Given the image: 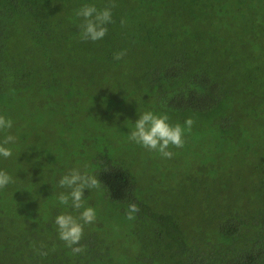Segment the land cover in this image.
<instances>
[{"label": "rangeland", "instance_id": "1", "mask_svg": "<svg viewBox=\"0 0 264 264\" xmlns=\"http://www.w3.org/2000/svg\"><path fill=\"white\" fill-rule=\"evenodd\" d=\"M229 6L230 13L219 16L221 23L209 21L204 29L193 24L191 29L208 35L207 28L211 27L215 34L214 60L228 62L235 77L249 76L254 81L244 85L246 91L229 99L225 108L212 112L209 120L202 122L194 110L188 117L182 112L180 120L192 118L195 123L191 131L185 126L184 146L169 149L174 153L170 159L129 139L139 114H161L153 109L151 98L137 102V98L144 99L137 88L141 86L139 76L146 69L139 68L136 61L146 57H126L113 81L101 76L90 79L87 73L98 71L97 61L94 53L79 46L80 35H75L79 40L73 43L72 39V45L45 48L35 47L26 39L16 40L11 51L24 53L32 75L26 79L28 84H13L0 91V115L13 121L11 129L0 132V141L6 135L17 138L7 145L13 155L7 159L0 156V170L14 181L0 189V234L7 237L18 230L27 241V225L31 224L37 233L36 250L42 245L52 251L68 248L59 239L55 218L64 212L79 216L83 208L75 210L58 203L57 196L67 191L59 187V179L76 167L96 176L102 161L130 167L148 205L146 214L137 213L129 220L128 207L113 203L102 187L85 189L84 207L95 209L96 220L84 226L82 240H96L100 251L107 255V264H142L150 260L154 252L153 228L161 223L159 214L175 212L184 218L195 217L196 228L207 229L193 208V186L188 181L205 176L224 183L222 176L237 169L246 178L247 167L256 162L258 151H264V0L246 3L231 18L235 2ZM46 53L50 54L48 58ZM112 82L117 83L115 91L111 90ZM222 112L231 122L239 119L240 128L249 137L247 147L238 148L237 143L220 146L216 142L217 127L211 120ZM166 114L171 124L177 123L175 114ZM253 147L256 151L247 154V149ZM247 185L243 180H234L225 194L235 200L250 193L245 189ZM251 207L256 209L257 203L252 201ZM179 219L182 224L183 219ZM191 224L188 221L182 229ZM207 239L222 241L213 233ZM156 250L161 252L164 247ZM167 255L163 257L173 264Z\"/></svg>", "mask_w": 264, "mask_h": 264}, {"label": "trees", "instance_id": "2", "mask_svg": "<svg viewBox=\"0 0 264 264\" xmlns=\"http://www.w3.org/2000/svg\"><path fill=\"white\" fill-rule=\"evenodd\" d=\"M251 1L261 2L114 0V22L108 25V33L102 40L92 42L75 36H81L82 17L77 12L85 4L101 9L109 0H0V91L13 84H28L26 79L32 75L24 53L11 51L16 40L26 39L35 47L45 48L70 44L75 38L73 43L79 40V46L95 54L98 71L87 73L88 78L101 76L113 81L126 57H146L136 61L139 68L146 69L139 76L141 86L137 88L144 99L137 98V102L151 98L156 112L175 114L177 123L186 121L179 119L182 112L188 117L193 110L204 122L211 118L212 112L225 108L229 99L246 91L244 85L254 78L235 77L228 62L215 61L214 31L208 27L209 34L202 35L203 32L193 31L191 25L198 24L204 29L209 21L221 23L219 16L230 13L232 2L236 7L230 18ZM120 51L126 55L117 61L114 54ZM45 55L48 58L50 54ZM111 90H117V83L112 82ZM227 116L222 112L211 120L217 127L216 142L220 146L237 143L238 148L247 147V131L240 128L239 119L231 122ZM255 151L256 147L247 149V154ZM257 155L256 162L247 167L246 178L237 169L222 176L224 183L205 176L190 179L193 208L200 213L201 223L207 229L196 228L195 217L184 218L175 212L159 214L161 223L153 228L151 239L152 258L142 264H168L163 257L167 254L173 264H264V151H258ZM99 168L96 177L113 203L123 207L136 203L140 216L147 213L148 205L139 193L137 176L130 167L102 161ZM234 180L248 182L245 189L250 193L228 199L225 191ZM252 201L257 203L256 209H252ZM179 218L183 219L182 224ZM37 219L38 216L33 223ZM188 221L191 226L183 230ZM211 233L222 241L207 239ZM11 234L7 237L0 234V264H107V255L94 239L81 240L85 251L74 254L70 248L36 250L37 233L31 224L27 225V241L18 230ZM159 246L164 250L157 251ZM40 251H47L48 255H39Z\"/></svg>", "mask_w": 264, "mask_h": 264}, {"label": "clouds", "instance_id": "3", "mask_svg": "<svg viewBox=\"0 0 264 264\" xmlns=\"http://www.w3.org/2000/svg\"><path fill=\"white\" fill-rule=\"evenodd\" d=\"M116 7L114 0L98 9L93 4H85L79 9L77 15L82 17L80 24L81 37L85 41L97 42L102 40L108 33V25L113 23V11ZM123 24L124 21H121ZM126 55L125 51L114 54V59L119 61ZM195 121L188 118L185 125L180 123L171 124L169 116L166 113L156 114L152 111H144L139 114V119L135 122L134 128L131 130L129 139L143 146L149 151L158 152L164 158H172L174 153L169 149L172 147L182 148L185 144V126L187 131L191 128ZM13 127V121L0 115V132H4ZM16 137L6 135L0 141V156L10 158L13 155L12 149L7 147L9 144L16 142ZM87 166H85L86 169ZM13 178L6 171L0 170V189L6 188L13 183ZM59 187L67 191L61 192L57 196L60 205L70 206L80 212L79 216H75L70 212H64L56 216L55 225L57 227L58 236L65 245L72 250L74 254H82L85 247L80 244L84 236V226L91 224L96 220V211L93 207H84L85 189H99L101 181L88 172L81 171L79 167L69 170L59 179ZM127 218L135 219L140 209L136 203H130L128 206ZM44 247L43 245L41 246ZM39 255L47 256V251L38 252Z\"/></svg>", "mask_w": 264, "mask_h": 264}]
</instances>
